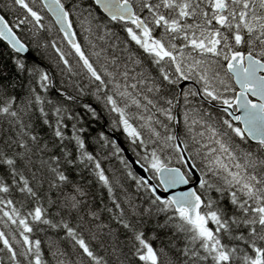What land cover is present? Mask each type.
<instances>
[{
    "label": "snow or ice",
    "instance_id": "1",
    "mask_svg": "<svg viewBox=\"0 0 264 264\" xmlns=\"http://www.w3.org/2000/svg\"><path fill=\"white\" fill-rule=\"evenodd\" d=\"M0 264H264V0H0Z\"/></svg>",
    "mask_w": 264,
    "mask_h": 264
}]
</instances>
